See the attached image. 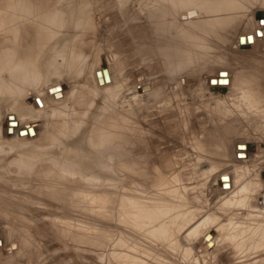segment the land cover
Wrapping results in <instances>:
<instances>
[{
  "label": "rangeland",
  "instance_id": "obj_1",
  "mask_svg": "<svg viewBox=\"0 0 264 264\" xmlns=\"http://www.w3.org/2000/svg\"><path fill=\"white\" fill-rule=\"evenodd\" d=\"M81 1V40L90 41L82 63L87 64L93 79L87 81L84 74L77 78L66 74L57 77L51 73L52 68L46 60L39 62L35 58L34 69L39 74L36 79L44 76L46 83L31 89L20 102L24 110L30 102H36L38 90L46 91L48 85L62 82L63 87H52L50 92H54L56 99L65 98V101L55 103L46 99L45 105L48 112H62V118L69 123L75 110L70 103L71 98L83 86L90 87L93 106L88 104L90 108H87L85 123L81 122L83 133H79L80 128L76 126L50 137V142L44 141L40 137L52 116L39 108L32 111L34 115L31 118L13 121L15 116L8 113H15L14 98L0 97V187L6 191L0 192V264H244L248 259L236 250L234 237L226 235L225 224L264 223V119L253 115L256 110L249 112L248 109L235 108V100L228 96L227 87H214L223 82L215 83L221 78H211L213 75H231V71L229 67L219 65L206 51L189 50L191 63H188L186 71L174 73L165 64L156 47L158 35L149 24V0ZM244 1L245 14L230 27L231 41L222 48L229 54L236 50L238 34L247 24L255 27L259 13L264 11V1ZM261 27L257 33L259 41L254 43L250 39L243 43L247 46L253 44L249 49L255 51L251 58L254 65H241L252 79H256L255 76L264 79V27ZM223 33V29L209 30L207 41L213 46ZM139 36L152 44L149 46V53H152L144 57L139 56L134 46ZM21 42L19 39L17 43ZM257 64L261 66L260 71L252 73ZM101 68L104 71L110 69L114 76V84L108 89L99 86L95 79L96 71L98 75ZM18 72L21 75L23 70ZM100 77L102 75L98 79ZM261 81L258 82L260 86L264 85ZM37 82L35 80L33 84ZM142 83L146 84L143 91L140 90ZM147 83L150 84L148 87ZM151 88L153 91L148 94ZM61 90L65 92L64 97ZM109 92L112 98H108ZM157 92L160 97H156ZM106 101L112 107L103 110L101 106ZM227 108L233 112L226 115ZM101 110H111L114 119L122 118L123 112H127V117L138 119L141 133L136 137L141 140L142 160L136 165L112 146L104 153H99L101 147L98 152L95 148L92 151L88 148L96 158V176L111 174L114 180L115 187L109 192L112 199L107 203L111 205L109 215L99 216V208L95 211L74 207L60 209L56 205L54 208V200L41 190L63 191L75 182H69V186L68 180H82L73 173H67L68 179L61 180L55 178V172L58 173L57 169L68 160L65 148L84 149L85 141L89 144V133ZM99 111L101 113L96 115ZM8 118L11 121L6 126ZM76 131L79 134L76 135ZM212 144L216 146L209 150ZM162 151H169L172 163L163 165L160 161ZM19 160L28 161L31 168L27 169L25 165L18 170L16 161ZM48 160H59L61 164L55 163L40 173L42 164ZM11 164L17 171L10 167ZM131 166L137 167L136 173L124 171L123 168ZM37 168L38 172L34 173ZM56 182L65 187L58 190L60 185ZM84 186L85 190L92 188L87 183ZM101 188L97 186L92 190L102 191ZM168 195L172 196L177 207L184 209V213L179 217L170 216L171 221L164 226L167 236L160 240L153 235L156 225L152 227V221L143 217V213L147 216L154 212L152 208L150 211L142 209L141 219L134 207L137 202H154L157 199L160 204H166ZM122 197L128 199L130 206L120 204ZM157 210H160L155 209L160 213L157 217L165 218L167 211ZM57 213L64 216L67 224H60ZM210 218L219 223L218 226L206 227L214 228L213 232H196L195 228ZM61 226L67 227V233L77 232L79 240L74 234L76 240L72 241L74 236L68 234L69 238L73 236L69 240ZM78 230L87 239L92 235L88 242L86 238L80 239Z\"/></svg>",
  "mask_w": 264,
  "mask_h": 264
},
{
  "label": "bare ground",
  "instance_id": "obj_2",
  "mask_svg": "<svg viewBox=\"0 0 264 264\" xmlns=\"http://www.w3.org/2000/svg\"><path fill=\"white\" fill-rule=\"evenodd\" d=\"M250 1L253 2V0ZM125 2H127V0H125ZM81 3V0H0V97L9 96L14 98L13 109L15 110V113H8L9 116H15L16 119L14 118L13 121H20V119L23 121L24 118H31V115H34L32 111L39 108H41L43 113L47 112L46 114L52 116L49 126L40 137V139H44V141L50 142V137L54 135L58 136L68 128L73 129L76 128V126H79L80 128L79 133H83V123H85L83 120L85 115H87V108L89 109L93 106V102H91L92 105L90 103L91 98H93L92 94L89 92L90 87L83 86L77 95L74 98L72 97L70 100V103H72L75 110L73 113L74 115H71L69 123L62 118L64 116L62 112H48L45 105L46 99L55 103L65 101V98L56 99L54 92H50V88L52 87H56L58 85L63 87L62 82H54L53 84L48 85L46 91L38 90L35 95L36 102H30L28 104L29 106L24 110L20 102L21 99L30 94L31 89H34V87L37 89L40 85L46 83V77L44 76H39L37 77L38 79H36V76L39 75L34 69L36 59H38L39 62L46 60L47 64H49L52 68L51 73L57 77L66 74L68 76L70 75V77L73 76L77 78L80 77L81 74H84L87 81L89 80L90 82L93 79L89 68H87V64L84 65L82 63L88 53L90 41L81 40L80 27L82 26L81 15L83 10ZM148 6L150 9L149 16L151 18L149 21L150 27H152L153 32L159 36H157L158 40L156 47L158 51L161 52V56H163L162 59L165 64L172 68L174 73L184 70L186 71L188 69V63H191L188 55L189 50L197 48V50L206 51L208 53L207 55L213 56V59L218 61L217 63L219 65H225L226 67H229V71H231V75H223V73L217 76L213 75L211 78L216 77L221 78V80H216V82L215 80H211L210 82H223L221 84L214 85V87H227L229 90L228 96L230 95L233 100H235L233 102L235 108L237 107L242 111L248 109L249 112L256 110L257 112H254L253 115L257 118L261 117L264 119V85L260 86L258 83L263 80L264 84V79H260V77L257 79V76H255L256 79H252L241 67V65L248 63L254 65L251 58L255 51L249 49L253 44L247 46L243 43L244 41H249L250 39L251 42L254 43L260 40L257 33L259 34L258 30L262 29L261 26L264 27V24L261 25L262 20H264V11L259 13V18H257V24L255 27L247 24L244 27V31L238 34L237 43L235 45L236 50L233 54H229L222 51V48H224V45L227 42L231 41V37L228 34L230 33L228 32L229 29H231L230 27L233 26V24H236V21L242 18L243 14H245L244 9H246V6L244 0H149ZM252 6L254 7V5ZM252 28L254 29L252 30ZM220 29H223L224 33L217 37V40H215L213 43L214 45L212 46L207 41L206 36L209 34V30L215 31ZM72 32L75 33L72 34ZM252 35H254V37H252ZM19 39H22L20 44L17 43ZM150 45H152L150 41L144 40L139 36L136 38V45L134 46L139 56L141 55L144 57L152 53H149ZM193 45H195V47ZM230 65H232L233 68L230 69ZM20 69L23 70L21 75H19L18 72ZM260 69L261 66L257 64L253 67L252 73H256V71H260ZM100 70L102 72V78L100 77L102 79V83L99 81L100 79L98 78L100 75L98 74V76L96 71L95 79L97 84L101 87H107L108 89L110 85L114 84V76L111 74L112 72H110V69H108V79H106L104 69L101 68ZM35 80L38 81L37 84H33ZM125 81L126 79L124 82ZM255 84L259 86H256ZM148 85L150 84L147 83V87ZM144 87H146V84L142 83L140 90L143 91ZM152 91L153 88H151V91L147 93L150 94ZM61 94L62 97L65 96L64 91H62ZM155 95L156 97H160L158 92L155 93ZM108 98H112L111 92H109ZM106 102H102L103 104L101 109L108 110L109 107H112L111 104H108L109 102ZM110 111L111 110H109V112H102L101 110L102 113L99 111L96 114L99 115L101 113L100 117L97 119V123L93 126V128H91V132L89 133L90 141L89 144L85 141V145L83 146L84 149L71 146L65 148L64 154L68 160L67 162H64L65 164L63 166L61 165L62 167L57 169L58 173L55 172V178H60L61 180L67 178V173H73V176H77L82 180L74 179L71 176L72 180L70 178V181L68 180V182L67 180H63L67 182L69 186L72 184L71 181H75V185L74 183L72 184L74 187H72V185L70 187L67 186V189H64L63 191H60L59 189H62V187L64 188L65 186L61 187L62 184L60 185L57 182L56 183L60 185V187L55 185L54 187H57L59 191H57V189H55V191H51L45 189L43 190L41 188L42 192L44 191L51 200H54V208L55 205L60 209L67 207H71V209H73L72 207H74L81 208L86 211H95L99 208V216L107 217L109 215L111 205H107V203L112 199V195L109 194V192L115 187L114 180L111 174L104 175L102 177L96 176V158L92 155L93 153L90 152L94 150L92 148H95V151L98 152V148L101 147V152L99 153H104L112 146L118 151L124 153L125 156L128 157V160L133 161L136 165L140 160H142L141 156L144 154L140 149L141 140L136 137L141 133V129L137 123L138 119L136 120L132 117H127V112H123V114L121 113L123 115H121L122 118L114 119L112 115L113 113L111 114ZM232 112V109L227 108L225 114L227 115ZM256 120L257 119H255V121ZM10 121L11 120L8 118L5 125L9 126L8 124ZM81 122L83 123L81 124ZM74 133L76 135L79 134L77 131ZM93 137L94 140H92ZM215 146L216 145L214 144L210 145L209 150L214 149ZM88 148L91 150L89 151ZM160 161L163 162V165L164 163H172L169 151H162ZM16 162L18 164V170L25 165L27 166V169L28 167L29 169L31 168V166H29V162L26 160H19ZM55 163L59 165L61 164V161L58 160L57 162H50V160H48L42 164L39 172L43 173L49 170V167L56 165ZM10 167L14 171H17V168L13 164H11ZM136 168V166H131L123 169L128 173H136ZM38 169L39 168L33 170L34 173H37ZM63 181H60V183ZM69 182L71 184H69ZM85 183L91 185L90 187L93 189L97 188V186L100 188L103 187L101 188L102 191L92 190V188L85 190ZM50 188L51 187H49V189ZM37 191L39 192V190ZM0 192L3 193L4 191L2 190ZM4 193H6V191ZM168 198L169 200L166 204H160L158 199L157 201H154L153 199L154 202H137L134 207L135 210L138 211L137 213L141 219V210H145L147 208L150 211V208H152L154 212L148 213L147 216L143 213V217H147L152 221V227L153 225H156L157 229L153 231V235L160 240L165 239L167 236V231L164 229V226L168 224L170 216L172 217V215H178L179 217L184 213V209H182V207H177L176 204H174L175 200L172 199V196L168 195L167 199ZM120 201L122 206H130L126 197L120 198ZM155 209L156 211H160L157 209L167 211V213L164 214L165 218L157 217V214L160 213H156ZM177 212L181 214H175ZM57 215H59V218H56L59 220L60 224H67V220H63L64 216L62 214L57 213ZM218 224V222L213 221V218H210L207 219L202 226H198V228L196 227L195 230L196 232H203L207 234L208 232H213L214 229L208 228L212 225L218 226ZM242 224L243 222H235L232 225L225 224V230H227L225 231L226 235H232L234 237L233 241L237 246L236 250L238 253L242 254L245 259H248L244 262V264H264V223L257 225ZM208 225L209 227L206 228ZM63 228L66 232L67 227L65 226ZM72 228L73 227H71V229ZM69 229L68 231H71ZM73 229L72 232L74 231ZM66 233L64 234L67 235V238H69V235L74 236L75 234L76 236L77 232H73V234L71 232ZM79 233L80 232L78 230V234ZM81 234L83 235L84 233H80V239L86 238V236H81ZM75 236L72 241H75L76 239L79 240L78 237L76 236V238ZM91 236H89L88 239H90ZM72 237H70L69 240H71ZM91 240H89V242L91 241L92 243L94 240L93 237ZM249 246L252 247L248 248Z\"/></svg>",
  "mask_w": 264,
  "mask_h": 264
},
{
  "label": "water",
  "instance_id": "obj_3",
  "mask_svg": "<svg viewBox=\"0 0 264 264\" xmlns=\"http://www.w3.org/2000/svg\"><path fill=\"white\" fill-rule=\"evenodd\" d=\"M104 73L106 74V75H105L106 79H108V78H107V77H108V76H107V71L105 70V71H104ZM98 74H99V75H101V74H102V72H98ZM100 81H102V79H101V78H100Z\"/></svg>",
  "mask_w": 264,
  "mask_h": 264
}]
</instances>
